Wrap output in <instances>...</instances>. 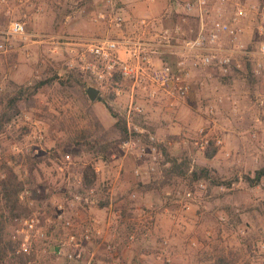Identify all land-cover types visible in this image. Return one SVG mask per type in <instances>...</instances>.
<instances>
[{
	"label": "rangeland",
	"instance_id": "rangeland-1",
	"mask_svg": "<svg viewBox=\"0 0 264 264\" xmlns=\"http://www.w3.org/2000/svg\"><path fill=\"white\" fill-rule=\"evenodd\" d=\"M127 1L116 7L125 6L132 17L163 18L168 26L181 23L186 36L195 33L196 21L182 11L180 0ZM114 3L0 0V41L13 44L0 54V182L14 175L22 183L16 216L2 210L5 232L10 236L22 218L34 213L50 236L30 254L9 253L2 264H84L53 254V245L65 233L54 204L69 202L74 194L88 197L87 203L76 206L83 220L101 229L100 237L94 233L84 244L86 259L93 253L92 264H264V249L259 248L264 237V176L255 185L244 178L264 166V133L247 135L252 119L233 113L226 102L212 114L205 109L216 94L254 101L264 94V84L248 77L247 85L215 91L208 89L210 83L195 86L173 108L164 101H147L138 92L145 114L131 122L171 144L164 148L169 165L161 167V173L135 177L137 160L120 147L125 138L106 108L109 105L126 124L130 84L118 76L96 80L78 56L84 51L81 42L115 34L114 26L97 17ZM15 19L25 20L28 39L9 35ZM174 58L167 56L170 62ZM90 86L99 89L93 100L87 95ZM15 95L14 105H9ZM200 126L220 137L222 146L194 147L191 139ZM201 167L208 168L210 178L193 180L191 172ZM86 172L93 177L90 185L82 179ZM186 189L193 198L185 208L176 195Z\"/></svg>",
	"mask_w": 264,
	"mask_h": 264
},
{
	"label": "built area",
	"instance_id": "built-area-1",
	"mask_svg": "<svg viewBox=\"0 0 264 264\" xmlns=\"http://www.w3.org/2000/svg\"><path fill=\"white\" fill-rule=\"evenodd\" d=\"M123 2L129 3L127 0H116L110 9L97 12L100 20L114 26L115 34L97 39L96 42H81L84 51L78 56L83 61L82 67L96 80L106 82L118 76L122 81L129 82L125 112L127 137L122 140L120 147L137 160L132 173L139 177L161 173V167L169 165L164 148L171 142H164L153 132L131 122L134 116L145 114L144 104L137 98L138 92L147 101H164L171 107L176 100L186 98L194 84L204 87L213 79L233 80L241 77L246 80L252 77L264 84V0H180L178 4L182 11L196 21V30L191 36L185 35L181 23L168 26L163 18L132 17L127 14L125 6L116 7V4ZM114 6L116 11H113ZM249 23L251 35L244 42ZM8 33L18 36L22 41L31 35L22 19L12 20ZM12 46L8 40L0 41V54L9 51ZM86 54L91 56L90 59L86 58ZM168 55L175 56L172 62L168 61ZM225 102L233 113L241 114L235 99L219 94L205 106L206 112L212 114L215 106ZM254 103L264 113V94L259 95ZM252 121L246 133L257 138L260 133H264V122L260 116ZM191 143L200 150H206L211 143L222 146L223 141L220 137L211 136L204 126H200ZM261 147H264L263 143ZM198 185L200 188L205 187L203 181ZM176 196L185 201L186 208L193 193L186 189L178 191ZM87 202L88 197L74 194L69 202L66 200L67 204H54L57 218L65 231L64 238L53 245L56 258L62 257L71 263L84 261V264H92L93 253L86 259L84 244L93 239L94 233L100 237L101 229L82 219L81 210L76 205ZM241 232L244 233V230ZM10 238L16 244V252L26 255L31 253L36 244L48 240L50 236L41 219L32 213L20 220ZM128 238L132 241L134 235L130 234ZM259 248L264 249V237ZM110 249L111 245H108Z\"/></svg>",
	"mask_w": 264,
	"mask_h": 264
},
{
	"label": "trees",
	"instance_id": "trees-1",
	"mask_svg": "<svg viewBox=\"0 0 264 264\" xmlns=\"http://www.w3.org/2000/svg\"><path fill=\"white\" fill-rule=\"evenodd\" d=\"M17 96H13L9 99V105H14ZM106 108L108 109L109 113L116 118L115 126L118 127L121 131L122 139L127 137V129L124 118L120 117L117 113L113 112L111 107L106 104ZM143 116V114L139 115V118ZM144 117V116H143ZM1 120V119H0ZM9 120V118H6ZM215 149L212 151L211 154L215 153ZM173 167V166H172ZM170 172H173V168L170 169ZM209 170L207 167H201L198 170H193L191 172V176L193 180H198L201 178H210L208 176ZM264 176V166L257 168L254 172L252 177L244 176L245 180L250 185L257 184L260 179ZM82 179L84 184L90 185L93 182L92 179L88 176L87 172L83 173ZM213 182L215 180H212ZM22 189V183L16 180V176L9 175L6 179L1 180L0 182V264H2L4 258L11 253V255L15 256L16 252V244L11 240L10 236L7 235L5 232L6 227V218L2 212L3 209H7L11 216H16L14 210L18 206V193ZM21 258L20 256H16ZM219 261H222L223 258H218ZM24 264L25 262H21ZM167 264V263H165Z\"/></svg>",
	"mask_w": 264,
	"mask_h": 264
},
{
	"label": "crops",
	"instance_id": "crops-1",
	"mask_svg": "<svg viewBox=\"0 0 264 264\" xmlns=\"http://www.w3.org/2000/svg\"><path fill=\"white\" fill-rule=\"evenodd\" d=\"M246 32H245V35H244V42H247L249 40V37L251 35V24L249 23L247 26H246ZM238 81L234 80V83H229L225 80H219V79H213L211 82H209L210 84L208 85V89L212 90V91H215L216 88H220L222 86H225V85H228V88H232V87H235V85H237L236 83H241L242 85H247V81L244 80L243 78L239 77L237 78ZM196 85L194 84V86L192 87V89H194ZM229 96H231L233 99H235L238 103V108H239V111L243 116L244 114H248L249 115V119L253 120V118H257V117H261L263 119V122H264V113L260 112V110H258L255 106V103L253 100L251 99H248V100H244V99H240V98H237V96L235 97L234 94H230ZM227 105H229L227 102H226ZM175 107L174 105L172 106V108ZM171 108V109H172ZM230 135V134H228ZM262 136H264V134H262ZM228 148V145L226 144L225 145V149ZM217 153V152H216ZM216 153L214 155H212V158H214V156L216 155ZM225 155V153H224ZM122 162V161H121ZM121 166L122 164L120 163L119 164V168L121 169ZM103 222V221H102Z\"/></svg>",
	"mask_w": 264,
	"mask_h": 264
},
{
	"label": "water",
	"instance_id": "water-1",
	"mask_svg": "<svg viewBox=\"0 0 264 264\" xmlns=\"http://www.w3.org/2000/svg\"><path fill=\"white\" fill-rule=\"evenodd\" d=\"M99 92V89L93 86H90L87 88V95L90 100H93L97 93Z\"/></svg>",
	"mask_w": 264,
	"mask_h": 264
}]
</instances>
